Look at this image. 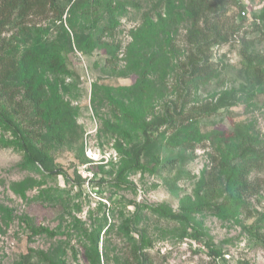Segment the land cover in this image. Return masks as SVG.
Wrapping results in <instances>:
<instances>
[{"label": "trees", "instance_id": "trees-1", "mask_svg": "<svg viewBox=\"0 0 264 264\" xmlns=\"http://www.w3.org/2000/svg\"><path fill=\"white\" fill-rule=\"evenodd\" d=\"M125 5L121 0L71 1L67 21L76 41L77 20L87 21L93 13L105 19L102 24L93 21V33L78 40L76 48L82 52L102 48L107 55L105 60L112 62L120 45L99 43L115 27V12L122 13ZM130 5L138 7L139 4L131 2ZM246 8L240 0H157L150 11L143 13L140 26L131 29L132 40L126 47L125 59L128 67L132 65L130 68L138 71V77L129 85L103 88L111 118H104L102 127L122 139L123 143L116 140L115 148L126 155L121 159L113 184L120 187L127 173H156L163 166L164 148L193 151L198 144L206 146L205 142L209 141L214 152L210 164L201 170L193 194L180 199L178 211L164 203L143 205L135 201L130 202L133 210L129 216L124 217L121 211L124 218L117 233L128 238L131 245L123 261L114 257L116 263L153 264L149 253L153 239L146 228H136L144 211L191 228L192 218L204 211L237 220L243 211H248L250 198L259 193L254 172L264 168V133L257 129L255 122L235 121L228 129H204L201 123V118L210 117L223 107L226 112L239 103L246 107H264V50H255L252 38L247 36L249 32L260 31V37H264V0L259 12L252 16H246ZM63 12L64 7L58 0H0V148H13L21 153L22 167L37 171L41 167L48 173L54 172V146L70 138L77 140L82 134L76 110L62 95L57 79V75L67 70L66 46L71 45L70 41L67 45L61 41V36L70 39L63 24ZM33 18L58 22L55 34L59 39L49 32V27L30 23ZM247 18L253 20L249 28L242 29ZM182 22L188 23V47L183 52L184 58L178 59L181 49L173 44L172 33ZM9 29L13 32L5 36ZM160 33L163 38L158 39ZM237 36L245 81L221 91L215 101V94H211L210 100L200 99L197 90L212 81L217 73L212 47L228 44ZM153 44L155 52L146 54L143 49ZM132 53L135 58L130 56ZM48 73L54 77L50 78ZM167 75L174 77L172 91L177 92V98L164 99ZM258 95H263L261 105L255 103ZM160 101V109H156ZM103 164L101 159L96 165ZM57 172L63 170L59 168ZM74 179L79 186L86 181L80 174ZM92 181L90 178L89 183ZM21 193L24 195V189ZM263 221L264 216L258 215L248 227L255 228L254 235L264 245V236L258 232ZM27 224L30 235L55 234L41 224ZM112 226L104 217L98 227L86 234L89 243L83 245L84 255L91 264H101V257L107 260V255L99 250V236L101 229L106 227L103 234H108ZM132 231H137V238ZM187 235L189 239L199 240L203 233L192 227ZM102 246L105 249L106 245ZM203 247L216 259L222 258L221 250L211 243L204 242ZM37 255L50 264H59L42 251H37ZM24 264H29V256L24 258Z\"/></svg>", "mask_w": 264, "mask_h": 264}, {"label": "rangeland", "instance_id": "rangeland-1", "mask_svg": "<svg viewBox=\"0 0 264 264\" xmlns=\"http://www.w3.org/2000/svg\"><path fill=\"white\" fill-rule=\"evenodd\" d=\"M71 1L58 0L59 5L64 7L63 24L70 33V39L61 36V41L66 45L70 41L71 45L66 46L67 70L57 75V79L62 95L76 110L82 134L77 140L70 138L64 144L54 146L52 173L41 167L40 171L22 167L21 153L13 148H0V264H24L27 256L29 264H50L37 255V251H42L59 264H91L84 255L83 245L89 243L86 234L98 227L104 217L113 226L108 234H103L106 227L100 232L99 250L107 255V260L101 257V264H121L120 261L116 263L114 257L118 256L123 261L131 244L127 242L128 238L117 233V228L122 218L132 213L130 202L143 205L164 203L178 211L180 199L193 194L195 182L201 170L210 164L214 152L209 141L205 142L206 146L198 144L193 151L164 148L161 153L163 166L156 173H127L120 187L113 184L118 166L126 155L115 148L116 140L123 143L122 139L110 135L102 127L103 119L111 118L110 104L103 88L129 85L138 77V71H133L130 68L132 65H126V47L132 40L131 29L140 26L143 13L150 11L157 0H121L126 3L124 11L115 12V27L110 33L107 31L99 43L120 45L112 62L105 60L107 55L102 48L96 47L88 52L76 48L78 40L93 33V21L98 20L102 24L105 19L93 13L87 21L77 20L76 41L67 21ZM240 1L248 7L245 9L246 16L258 13L263 3V0ZM131 2H137L138 7L130 5ZM162 8L165 10L164 5ZM151 18L156 19L155 15ZM252 20L247 18L242 29L249 28ZM33 22L49 27V32L59 39V35L55 34L58 22L50 23L40 18L31 19L30 23ZM187 27L188 23L182 22L172 33L173 44L181 49L177 53L178 59L184 58L183 52L187 51ZM12 32L13 29H9L5 36ZM239 36L228 44L212 47V61L217 73L212 81L197 90L200 99L210 100L211 94H215V101L221 91L237 87L245 81L238 52ZM247 36L252 38L255 50H264V37H260V31L249 32ZM161 38L163 33L158 36V39ZM154 47V44L149 45L143 50L149 54L155 52ZM130 56L135 58L136 55L132 53ZM121 70H125L124 74L119 73ZM48 76L54 77L50 73ZM165 83L167 91L164 99L177 98V92L172 91L174 77L167 75ZM255 101L261 105L263 95H258ZM161 102L156 109H160ZM229 110L226 112L223 107L216 114L201 118L202 127L228 129L232 122L253 120L257 129L264 133V107H246L239 103ZM101 159L104 164L98 167L96 164ZM59 168L63 172H57ZM76 174L91 176L93 183L77 185ZM254 175L258 180L259 193L250 198L248 211H243L237 220L221 218L211 211L192 218L191 226L203 233L199 240L187 237L192 227H181L178 222L144 211L136 228H146L153 239V246L149 249L153 264H264V245L254 235L255 228L248 227L258 215L264 216V168L256 170ZM27 223L32 226L41 224L54 230L55 234L30 235ZM258 232L264 236V221L260 223ZM132 235L137 238V231H132ZM204 242L221 250L222 258L211 256L204 249ZM102 244L106 245L105 249Z\"/></svg>", "mask_w": 264, "mask_h": 264}, {"label": "built area", "instance_id": "built-area-1", "mask_svg": "<svg viewBox=\"0 0 264 264\" xmlns=\"http://www.w3.org/2000/svg\"><path fill=\"white\" fill-rule=\"evenodd\" d=\"M244 13H245V12H241L242 15H244ZM83 171L86 172L85 170H83ZM83 177L86 178V181H85V182H87V184H88V183H89V179L91 178V176H89V175H84Z\"/></svg>", "mask_w": 264, "mask_h": 264}]
</instances>
